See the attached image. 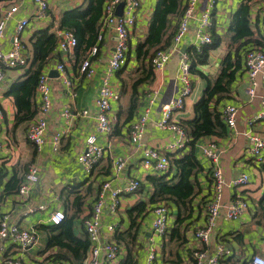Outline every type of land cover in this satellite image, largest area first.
Wrapping results in <instances>:
<instances>
[{"label":"crops","instance_id":"0c3cea01","mask_svg":"<svg viewBox=\"0 0 264 264\" xmlns=\"http://www.w3.org/2000/svg\"><path fill=\"white\" fill-rule=\"evenodd\" d=\"M13 1L0 2V10L12 4ZM243 1L216 0L212 8V25L209 33L211 39L213 34L219 36L220 43L216 48L209 50L206 62L196 64V69L212 79L216 77L219 71L221 60L229 52L228 27L231 15ZM85 4L86 0H49L46 16L43 19H38L35 16L36 6L33 1L24 0L19 10L7 24L4 38L0 39V49H9L16 22L21 18H27L28 24L21 32L20 37L28 56H30V36L34 31L46 26H50L51 31L59 29V19L63 12L78 7L84 8ZM155 4L156 0H141L140 7L135 12L134 26L131 27L129 33L127 61L111 78L112 85L120 93L119 99L111 101L109 116L113 125L117 123L120 107L124 109L128 104L129 85L132 78L139 71L137 70L139 61L135 56V46L143 40L147 32L149 19ZM207 6L208 0H199L195 16L190 20L189 29L179 43L178 51L173 53L161 71L153 70L151 82L142 83L139 87L140 91L144 89L146 93L142 98L137 114L132 120L144 111L148 113L141 147L156 148L165 154L171 152L170 145L174 143L178 135L173 130L159 128L157 123L161 116L162 107L171 97L180 94V83L177 74L179 72L181 50L184 49L186 52L192 46L196 48L202 46L198 44L195 36L196 18ZM263 9L264 2L254 1L252 3L250 29L253 32V38L260 42L258 47L264 50V23L260 17V12ZM100 32L102 38L99 39L97 36L94 45L97 47V52L94 55L90 53L92 48L86 50L85 55L77 53L75 48L70 53L56 51L54 57L43 68L51 79L52 109L47 116L45 144L40 151H37L27 139V128L31 121L23 122L13 128L15 106L12 97L5 94L11 83L22 79L27 66L6 69L4 72L5 87L0 94V109L3 111V119L0 121V140L4 145L0 155V217L4 213L10 214V217L21 227L32 228L37 240L35 245L26 251H22L17 245L9 241H1L0 264H4L5 259L8 257L33 264H46L56 258V254L62 250H59L56 246L46 249L48 231L42 226L45 227L50 224L48 216L52 211H64L66 206L71 203L74 195L68 192L70 185L81 184L77 189L80 194H84V188L89 185L92 189V192L85 199L83 213L73 221V233L75 235L83 233L81 218L89 211L92 198L102 181L109 179L112 186H119L133 177H137L142 181L139 191L121 196V206L115 215L105 213L101 227L102 235L106 233V224L110 222L116 224L115 231L117 229H127L129 220L125 212L126 209L139 200H147L151 194V186L147 181V177L157 172L142 165V148L131 146L126 135L129 121L123 124L125 118L123 110L120 113L119 123L115 124L110 134L97 135V141L104 146L105 151L104 156L93 166L90 172L87 173L76 161L77 156L83 150L85 137L95 132V113L97 111L95 100L115 43L112 30L100 29ZM86 57H90L92 60L95 70L92 77H86L79 71V66ZM243 58L242 56V60ZM57 62L65 63L67 74L74 82V95L71 93L70 88L62 84L59 72L55 69ZM121 78L127 84L125 92L121 89ZM205 86L206 80L204 78L197 73H191V91L184 99V106L174 111L172 117L175 123L179 124L182 120L193 118L194 104L202 95ZM247 86L248 77L243 66L242 70L237 72L232 83L230 98L223 100L221 103V107L227 104L236 107L237 114L234 126L226 127L224 137L204 136L197 144L198 146L206 145L209 142L216 143L218 157L216 165L222 169L224 180L227 183L223 191V200L227 201L235 194H240L248 201L249 205L247 211L234 220L227 219L223 214V210L220 211L211 231L210 241L205 245V248L211 251L220 242L229 247L232 253L229 257L220 259L217 264H241L244 262L248 264V260L254 253L264 255V222L258 224L252 218L256 203L264 193V172L246 155V150L250 146V135L260 134L264 136V118H255L263 111L264 67L258 76V85L253 96L247 94ZM35 97L36 105H38L36 91ZM150 97H154L152 102H150ZM66 106L72 112L69 121H66V118L62 115V111ZM84 109L88 110L87 115L81 114ZM57 133L60 135V144L58 150L54 151L51 140ZM198 149L196 153L203 169L198 176V191L192 199L194 212L191 221L187 224L184 243L177 246L168 236L170 229L174 226L176 217V208L172 205L168 220V232L162 239L155 238V241L161 240V247L158 250L155 264H191L193 251L203 246L195 239L193 231L203 225L205 205L211 197L210 163L201 156ZM118 155L125 156L127 162L123 171L115 175L112 163ZM30 165H36L39 169V181L33 186L30 195L23 199L18 191L4 193L3 190L8 180L13 175L23 177ZM171 171L174 172L175 169H171ZM240 173H247L250 177L249 182L240 187L231 186L230 181L239 176ZM41 205H44L43 209L39 208ZM151 207L152 205L149 207L148 212L144 214L138 228L137 244L135 246L136 264H144L146 261L148 238L151 236ZM29 209L34 210L29 212ZM173 213H175V216H172ZM120 243L124 246L122 242ZM125 254L126 248L124 247V252L119 255V261L116 264H120ZM100 260L101 264H108L102 256ZM54 262L69 264L64 259H56Z\"/></svg>","mask_w":264,"mask_h":264},{"label":"built area","instance_id":"2783aa9c","mask_svg":"<svg viewBox=\"0 0 264 264\" xmlns=\"http://www.w3.org/2000/svg\"><path fill=\"white\" fill-rule=\"evenodd\" d=\"M24 0H14L12 4L0 10V39L4 38L7 24L13 15L19 10L21 3ZM36 6L35 16L38 19H43L49 7V0H32ZM120 2H123L121 14H116V7ZM199 0H185L183 13L179 19L177 29L172 36L171 42L165 49H160L151 57V67L155 71H161L173 53L178 51L179 43L189 29L190 20L194 18L196 6ZM216 0H208V6L201 11L197 19L195 28V36L199 45L210 43L211 36L209 33L212 25V8ZM141 0H106L103 7L102 28L110 29L114 33L115 43L111 55L108 59V64L96 96L95 113L96 126L95 132L90 133L85 137L82 152L77 156V163L82 166L87 173L93 166L104 156V146L97 141V135H108L113 131V123L110 119L109 112L111 110V101L119 99V90L112 85L111 78L120 70L126 62V56L129 49V33L131 27L135 23V12L140 7ZM260 17L264 23V9L260 12ZM28 19H19L14 27L11 38V46L9 49H0V94L4 90V75L6 69L25 67L28 63V54L25 46L21 41V32L27 26ZM57 46L55 51L63 53L72 52L77 45V38L73 31L69 29H56ZM102 38L101 32L98 35ZM97 52V47L94 46L90 53L94 55ZM244 67L247 72L248 86L246 92L248 95L255 94L258 85V76L264 67V50L261 47H253L244 53ZM55 69L59 72L60 80L63 85L70 88L73 93L74 82L67 74L64 62H57ZM79 71L86 77H92L95 70L90 57L82 60L79 66ZM177 79L180 83V94L176 97H171L161 109V116L158 120V127L161 129L173 130L177 133V138L170 145V151L175 152L183 148L186 142V135L182 127L173 121V113L175 110L181 109L184 106V99L191 91V71L189 58L186 52L180 55L179 72ZM36 95L38 99V109L34 118L31 120L27 128V139L40 151L46 138L47 116L52 109L51 100V79L44 69L38 77L36 85ZM154 97H150L152 102ZM263 111L255 116L256 119L264 118V98L262 99ZM222 117L228 127H232L236 121L237 109L232 104H227L221 109ZM82 115H87L88 110L81 111ZM62 115L66 121L72 117V112L69 107H64ZM3 119V111L0 109V121ZM148 119L147 111L139 114L129 124L126 135L132 147H141L142 140ZM250 146L246 150V155L256 165L264 162V136L260 134H252L249 137ZM52 149L57 151L60 144V135L57 133L51 140ZM4 145L0 140V155ZM141 163L144 166L154 169L157 173H165L169 171V160L165 153L160 152L156 148L141 147ZM199 148V149H198ZM202 157L206 158L210 163V187L211 197L205 205V220L202 226L193 231V236L203 246L196 249L192 253L191 264H217L220 259L229 257L231 249L223 243H217L213 250L205 248L210 241L211 231L216 223V220L223 210L224 216L229 220H234L241 217L248 209V201L240 194H235L227 201L223 200V191L226 186L222 169L216 165V143L209 142L206 145H198ZM127 159L123 155H118L114 158L112 169L115 175L122 172L126 166ZM215 164V165H214ZM247 173H240L230 181V185L240 187L249 182ZM39 181V169L36 165H30L27 172L23 175L22 181L18 188V194L26 199L33 188ZM109 179L104 180L98 186L95 195L91 201V207L86 215L81 219V224L89 239V251L86 257L80 264H101L100 257H103L108 264L118 263L119 255L124 252V247L121 243L114 239L116 224L110 222L106 224V233L102 235L101 227L105 213L115 215L120 209V198L122 195L136 193L141 189L142 181L133 177L127 179L119 186H112ZM170 205L167 202L161 201L151 207V236L148 238L147 256L144 264H155L158 250L161 247V240L155 241V238L162 239L168 232V220L170 217ZM44 208V205L39 207ZM34 209H29L33 212ZM62 210H54L48 216L49 223L58 224L64 219ZM9 241L17 245L22 251H26L35 245L37 236L32 228L21 227L14 221L10 214L4 213L0 217V242ZM204 247V248H203ZM4 264H33L30 262L21 261L17 258L8 257ZM46 264H57L48 262ZM136 264V263H135ZM248 264H264V255L254 253L248 260Z\"/></svg>","mask_w":264,"mask_h":264},{"label":"trees","instance_id":"16d2710c","mask_svg":"<svg viewBox=\"0 0 264 264\" xmlns=\"http://www.w3.org/2000/svg\"><path fill=\"white\" fill-rule=\"evenodd\" d=\"M2 1L8 0H0V2ZM254 1L264 2V0H244L231 15L228 27L229 52L221 60L215 78L212 79L204 75L196 69V64L206 62L209 50L219 45V36L213 34L210 43L199 48L192 46L186 51L191 73H197L204 78L206 86L194 104L193 118L182 120L179 123L187 139L183 148L166 153L169 160V171L147 177L151 186L149 198L139 200L126 209L129 226L125 230L117 229L114 233V239L119 243L122 242L126 248V254L120 264L136 263L135 246L141 219L151 205L161 201L167 202L170 206L174 205L176 208L174 226L168 233L169 239L173 240L177 246L184 243L187 224L191 221L194 212L192 199L198 191V176L203 169L196 153L197 144L204 136L224 137L226 135L227 125L222 117L221 103L230 98L232 83L237 72L244 66L242 56L244 57L246 51L260 44L259 40L253 38V32L250 29V11ZM105 2L106 0H86L84 8L78 7L62 13L58 28L73 31L77 38L75 47L77 53L85 55V52L96 44L98 33L102 28L101 19ZM184 4L185 0H156L147 32L143 40L135 46V56L139 61L137 70L139 71L129 85V101L124 109L120 107L117 123H119L122 110L125 115L123 124L128 121L130 124L137 114L146 93L144 89L140 91L139 87L142 83L151 82L153 79L151 57L156 51L165 49L170 44L183 13ZM57 40L56 29L51 31L50 26L37 29L30 36V56H28L27 68L22 79L11 83L5 93L12 97L15 106L13 128L23 122L31 121L36 115L38 106L35 101V91L38 77L48 61L54 57ZM127 58L128 56H126V61ZM121 83V89L125 92L127 84L123 78H121ZM257 166L264 172V162ZM171 169H175V171L172 172ZM22 178L13 175L6 183L3 192H17ZM80 186L81 184H74L70 185L68 189V192L74 197L63 211L64 219L58 224L50 223L48 226H42L48 231L46 249L56 246L62 250L56 254V258L52 262L56 259H64L69 264H80L88 254L89 239L84 229L83 233L79 235L73 233V221L83 213L85 199L92 192L91 185H89L84 188V194H80L77 190ZM252 218L258 224L264 222V193L256 203Z\"/></svg>","mask_w":264,"mask_h":264},{"label":"water","instance_id":"95a60500","mask_svg":"<svg viewBox=\"0 0 264 264\" xmlns=\"http://www.w3.org/2000/svg\"><path fill=\"white\" fill-rule=\"evenodd\" d=\"M122 7H123V2H120V3L118 4V6L116 7V14H117V15H120V14H121ZM181 52L184 53L185 50L182 49Z\"/></svg>","mask_w":264,"mask_h":264},{"label":"rangeland","instance_id":"374dc122","mask_svg":"<svg viewBox=\"0 0 264 264\" xmlns=\"http://www.w3.org/2000/svg\"><path fill=\"white\" fill-rule=\"evenodd\" d=\"M172 216H175V213H173Z\"/></svg>","mask_w":264,"mask_h":264}]
</instances>
